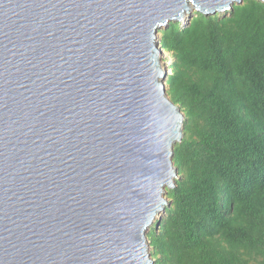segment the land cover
Here are the masks:
<instances>
[{
	"label": "water",
	"instance_id": "95a60500",
	"mask_svg": "<svg viewBox=\"0 0 264 264\" xmlns=\"http://www.w3.org/2000/svg\"><path fill=\"white\" fill-rule=\"evenodd\" d=\"M242 2L0 0V264H153L183 123L156 34Z\"/></svg>",
	"mask_w": 264,
	"mask_h": 264
},
{
	"label": "trees",
	"instance_id": "16d2710c",
	"mask_svg": "<svg viewBox=\"0 0 264 264\" xmlns=\"http://www.w3.org/2000/svg\"><path fill=\"white\" fill-rule=\"evenodd\" d=\"M159 34L183 123L165 216L146 232L153 264H264V3Z\"/></svg>",
	"mask_w": 264,
	"mask_h": 264
},
{
	"label": "rangeland",
	"instance_id": "374dc122",
	"mask_svg": "<svg viewBox=\"0 0 264 264\" xmlns=\"http://www.w3.org/2000/svg\"><path fill=\"white\" fill-rule=\"evenodd\" d=\"M196 12L195 11H191V15H194ZM222 14H224V13H222ZM222 14H219V15H222ZM187 20H188V18H187V16L185 17V19H184V21H182V23L183 24H186L187 23ZM190 20V19H189ZM182 24V25H183ZM159 36H160V34H159V32L156 34V38H157V46H158V48L161 50V53H160V60H161V66H162V68L166 71V74L167 73H169V71L167 70L168 68V65L171 63V61H172V58L170 57V55L168 54V53H166V52H164L162 49H161V47H160V44H159ZM168 205V204H167ZM166 205V206H167ZM160 216L162 217L161 218V220L163 219V217L165 216L164 214H160ZM156 221H158V218H156L155 219V221L153 222V224L156 222ZM150 252V251H149Z\"/></svg>",
	"mask_w": 264,
	"mask_h": 264
},
{
	"label": "bare ground",
	"instance_id": "6f19581e",
	"mask_svg": "<svg viewBox=\"0 0 264 264\" xmlns=\"http://www.w3.org/2000/svg\"><path fill=\"white\" fill-rule=\"evenodd\" d=\"M191 8H192V7H191ZM185 17H186V16H185V13H183V15H182V19H181V20L184 21ZM161 68H162V66H161Z\"/></svg>",
	"mask_w": 264,
	"mask_h": 264
}]
</instances>
